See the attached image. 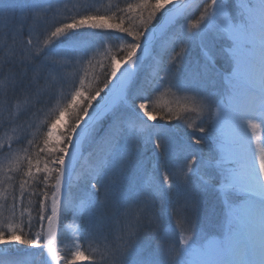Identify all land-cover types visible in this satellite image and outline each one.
<instances>
[{"label": "snow or ice", "instance_id": "1", "mask_svg": "<svg viewBox=\"0 0 264 264\" xmlns=\"http://www.w3.org/2000/svg\"><path fill=\"white\" fill-rule=\"evenodd\" d=\"M233 4L135 0L99 14L73 0H0V127L13 133L0 142L8 154L0 183L9 184L0 192V264H29L20 256L26 251L39 257L31 264H264V141L255 135L264 127V0H239L236 11ZM196 39L195 67L173 73ZM224 40L231 69L217 96L213 49ZM101 53L102 87L86 85V70L68 71ZM173 92L190 94L193 106L183 115L158 104ZM41 113L46 119L37 124ZM189 113L196 119L185 123L186 164L161 166L176 144L172 120ZM210 142L220 153L218 191L239 197L226 199L223 234L214 240L187 217L211 182L200 155ZM26 193L38 197L35 216ZM70 208L79 224L69 258L56 241ZM173 218L176 229L165 227ZM145 232L150 243L142 245ZM85 233L97 242L93 255L81 250Z\"/></svg>", "mask_w": 264, "mask_h": 264}, {"label": "rangeland", "instance_id": "2", "mask_svg": "<svg viewBox=\"0 0 264 264\" xmlns=\"http://www.w3.org/2000/svg\"><path fill=\"white\" fill-rule=\"evenodd\" d=\"M22 2V0H17V3ZM74 2H79V3H84L91 5L95 11H97L99 14H104L105 11L107 10L108 6L110 4L120 5L121 7L125 6L126 3L119 1V0H73ZM131 2H135V0H131ZM196 2H202V0H196ZM239 0H234L233 4V10H235V3H238ZM20 11L17 10V13L15 12V15H19ZM198 15V13H196ZM195 18V16H193ZM195 31V30H194ZM172 38V33L169 32L165 37L161 39V41L158 43L156 51L158 52L160 50V47L163 46L167 40H170ZM229 41L224 40V41H218L216 44V48L213 49L214 52H217V69L220 73V76L218 77V85H217V96H222L224 93L225 89V81L223 80V77L227 75V73L231 69V63L228 55L226 54V50L228 49L229 46ZM189 49V54L186 57L184 64L179 67V68H172L171 71L173 73H183L187 71L189 68L195 67L196 61L198 58H200V51H201V42L199 39L190 41L187 45ZM220 49H224V52H220ZM177 50H179V45L177 46ZM95 64H101V63H106L107 61L105 60L103 54L101 53L100 55L97 56L96 60H94ZM153 60L149 58L145 62V71L149 69V67L153 64ZM87 66V65H86ZM85 66V67H86ZM90 66V65H89ZM88 66V67H89ZM84 68H75V69H68L70 73H75L81 72L83 74ZM88 69V68H87ZM143 75V73H142ZM102 81L99 80V83H97L94 88L98 87ZM68 87L70 85H66L65 91H67ZM101 96H104V93H101ZM96 103V102H94ZM158 104L159 105H168L174 110L175 113H179L181 115L184 114V109L186 107H192L193 106V101L190 99V94H185V93H178V92H173L164 96L158 97ZM45 118H46V114ZM195 114L194 113H189L186 117L185 120H176L175 118L172 120L171 124L173 128L175 129V137H176V144L174 145L173 151L170 155H161L159 163L161 166H163V163H168V164H186V160L184 159L185 153L183 151L182 143L186 141V132L190 131L185 128V123L188 120H195ZM45 119H41L38 117L36 119V123L39 124L41 121ZM210 123V120L206 117L204 119V127H208ZM259 123V121H258ZM6 130L4 132H0V142L7 143L8 137L11 136L13 133L11 131V128L6 126ZM262 134H264V131H262V128H259L256 130L255 135L259 137L262 141H264V138L261 137ZM25 145H27V141H25ZM13 146H16L14 143ZM25 147L22 148H15L13 147L14 151L20 152ZM89 151V148L87 145H85L84 152L85 155L87 156ZM22 154V152H21ZM203 157H205L206 162H210V167H207L205 169L206 172V179L210 176L211 177V182L206 190H200L197 194V201L198 203L194 204L192 209L190 210V217L188 218L189 222L191 225L195 228V230L206 240H214V239H219L224 230V224H225V213H226V199H230L233 202H238L239 197L235 194H233L231 197H226L224 193L218 191L220 185L216 181L219 179L218 176V171L215 168L216 162L220 158V153L218 149L216 148V145L214 142H210L208 148L200 153ZM4 156L3 158L6 160H3V172H0V180H3L4 173H6L7 170V164H8V154L6 153L5 155H0ZM210 156V157H209ZM151 164L154 165L155 161L151 160ZM91 162V161H90ZM77 171H80V166L78 165ZM8 175H14V173H8ZM75 181H73V184ZM5 183H0V192L4 191L5 189L9 188V184ZM33 216L34 214L32 212ZM27 219V216H25ZM74 215L73 211L71 208L65 213L63 219H62V227L58 233V239L56 241V246L60 248L61 250V255H67L68 253L71 254V251L75 250L73 248V243L75 240L76 232L75 228L70 226V223L74 221ZM173 220H175L173 218ZM172 219L170 221H173ZM79 224V221L76 220ZM176 229V225H174ZM178 234V230H177ZM82 245V242H81ZM83 247V245H82ZM83 250V248H81ZM87 255V254H86ZM21 258L29 264L35 259L39 260V257H33L31 253L29 252H23L20 254ZM70 258V255H67ZM78 264H91L90 261L87 260H82L79 261Z\"/></svg>", "mask_w": 264, "mask_h": 264}, {"label": "trees", "instance_id": "3", "mask_svg": "<svg viewBox=\"0 0 264 264\" xmlns=\"http://www.w3.org/2000/svg\"><path fill=\"white\" fill-rule=\"evenodd\" d=\"M108 1H112V0H108ZM119 1H122L124 3H130L131 2V0H119ZM74 3H76V2H74ZM17 10L20 11V9L17 8L15 10L16 13H17ZM0 30H2V29H0ZM96 58H97V56L93 59L92 64L90 66L87 65L84 69H82L83 71L86 70L87 73H88V76H87V79H86V85L87 84H91L93 88H94V86L97 83H99V80L102 81V83L98 87H102L103 86V80L105 78L101 74V71L102 70H101V67L99 66V64H95V62H94V60H96ZM151 66L149 67V69L151 68ZM77 74L83 75L81 72H77ZM44 114L45 113H41L39 117L41 119H46ZM6 129H7L6 126L0 127V132H4ZM13 147H15V148H17V147L22 148V147H27V145H25V142H24L23 144H16V146H13ZM5 154H6V152H0V155H5ZM150 155L151 154L149 153V156ZM3 157L4 156H0V165L3 164V162H4L3 160H6V158L4 159ZM6 157H8V156H6ZM151 162H152L151 159H149V160L146 161V168H147V170L149 172H151V170L153 168V164H151ZM163 165H164V163H163ZM6 184H8V183H6ZM13 186L15 187V189H16V191L18 193L19 192V177H16V180H15ZM28 191L31 192V191H33V189H29ZM28 199H31L33 201V205L31 207L33 208V213L36 214L35 203L38 201V197L37 196H29L26 193V195H25V206H28L27 205ZM187 217L188 218L190 217V211L188 212ZM25 219H26V217H25ZM84 223L87 224V217H85ZM174 225H176V219L173 220V221H170L169 220L167 222V224L165 225V227H167L169 229H175ZM148 235H149V233H147V232L141 234L140 243L142 245L145 244V243H150V241H147L145 239V237H147ZM81 242H82V245H83V247H82L83 248V251H85V253L87 255H93L94 254L93 253V249H95L96 247H98L97 242L95 240H90L87 233L84 234V238H83V240ZM21 247H24V246H21ZM67 255H70V253H68Z\"/></svg>", "mask_w": 264, "mask_h": 264}, {"label": "bare ground", "instance_id": "4", "mask_svg": "<svg viewBox=\"0 0 264 264\" xmlns=\"http://www.w3.org/2000/svg\"><path fill=\"white\" fill-rule=\"evenodd\" d=\"M168 41H169V40H167L166 43H167ZM259 122H260V121H259ZM261 128H262V131H264V127H261ZM248 135H249L250 137L252 136V130H251V129L248 130ZM261 137L264 138V134H262ZM253 147H255V141H253ZM70 226L74 227V228H75V232H76L77 227H78V222H77L76 220H74V221H72V222L70 223Z\"/></svg>", "mask_w": 264, "mask_h": 264}]
</instances>
